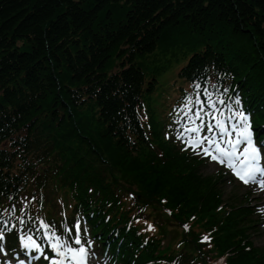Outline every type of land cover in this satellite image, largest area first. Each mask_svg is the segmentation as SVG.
I'll list each match as a JSON object with an SVG mask.
<instances>
[{"label": "trees", "instance_id": "1", "mask_svg": "<svg viewBox=\"0 0 264 264\" xmlns=\"http://www.w3.org/2000/svg\"><path fill=\"white\" fill-rule=\"evenodd\" d=\"M167 40L194 43L183 78L208 67L233 72L264 131V0H0V196L26 179L51 198L72 196L124 264L167 257L179 241L168 227L194 217L215 228L214 251L228 264H264L251 197L228 192L225 177L164 140L151 107L161 74L141 61ZM129 193L136 208L165 218L158 228L168 248L160 239L141 250L122 225L133 212ZM195 231H181L185 261L210 264Z\"/></svg>", "mask_w": 264, "mask_h": 264}, {"label": "snow or ice", "instance_id": "2", "mask_svg": "<svg viewBox=\"0 0 264 264\" xmlns=\"http://www.w3.org/2000/svg\"><path fill=\"white\" fill-rule=\"evenodd\" d=\"M188 103H191L190 98ZM205 103H207L208 107L213 109V111L206 112ZM219 103L223 104L224 101L220 100ZM236 103L239 104V100H237ZM197 104L199 105V108L193 115L189 114L192 112L190 107H188L185 112V116L188 117V122L193 125L192 127L184 126V132L189 134V139L186 141L189 146L193 149L202 148L203 153L211 160L217 161L222 165L226 164L227 167L233 170L234 174L245 184L258 183L259 186L264 189V166L260 165L262 158L261 148L258 147L254 141L249 116L238 111L226 118L220 113V117L218 118L215 113H219L220 110L216 107V101L212 99L211 94H208L207 102L198 100ZM206 117L209 121L206 125L203 123L201 125H196L195 121L197 119L204 121ZM213 120L215 121L214 124L211 122ZM226 120H236L237 122L231 123L229 127L225 122ZM205 127H207L208 132L211 133L210 136L200 135ZM216 130H218L219 136H217ZM192 133L196 134V138H192L190 135ZM233 134H235L234 139ZM241 144L245 145L242 151L239 148ZM258 176L260 177L259 179ZM2 238L3 237L0 236V239ZM204 239L208 240V237H205ZM29 240H31V237H29ZM56 240L57 243L52 244V248L58 253V255L63 256L65 260L70 258L74 264H87L89 249L83 245L79 238L78 225L77 236L74 243L80 245L79 249L74 248L65 242V250L61 251L60 238L56 237ZM25 247L38 248L39 246L32 242L31 244L26 243ZM60 264H63V261H61Z\"/></svg>", "mask_w": 264, "mask_h": 264}, {"label": "rangeland", "instance_id": "3", "mask_svg": "<svg viewBox=\"0 0 264 264\" xmlns=\"http://www.w3.org/2000/svg\"><path fill=\"white\" fill-rule=\"evenodd\" d=\"M169 41L170 40H167V43L165 42L163 46L159 47L154 55L148 56L146 59L141 61L145 68L151 67L159 69V74L161 75L158 77V80L160 88H162L163 91V96L157 97L156 95L155 98L157 99V105L167 111L171 108V102L177 99L179 92L182 96L184 90H189V84L187 82H183V80L179 78L178 74L180 69L183 67L185 56L192 53H189V47L190 49H193L191 46L194 44L192 42L189 44L185 41V47H172V45L169 44ZM151 79L152 76L148 73L147 80L150 81ZM180 88H183V90H179ZM155 105L156 104L153 106L155 107ZM204 169L208 173H211L212 171L216 172V168L212 165H206ZM226 185L229 188L228 192H235V188L232 184L226 182ZM197 221V218H191V222L194 224ZM199 229L201 230L202 228ZM262 230L263 233L257 235L255 238L258 244L264 245V226L262 227ZM178 231L181 232V229H178ZM213 231L215 233V228ZM180 236L182 238L183 234H180Z\"/></svg>", "mask_w": 264, "mask_h": 264}]
</instances>
